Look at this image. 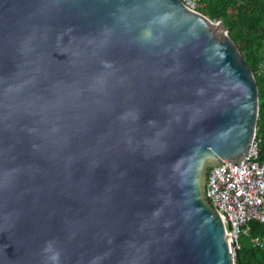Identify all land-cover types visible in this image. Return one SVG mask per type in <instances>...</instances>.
<instances>
[{
  "label": "water",
  "instance_id": "1",
  "mask_svg": "<svg viewBox=\"0 0 264 264\" xmlns=\"http://www.w3.org/2000/svg\"><path fill=\"white\" fill-rule=\"evenodd\" d=\"M256 116L181 0H0V264H231L204 183Z\"/></svg>",
  "mask_w": 264,
  "mask_h": 264
},
{
  "label": "trees",
  "instance_id": "2",
  "mask_svg": "<svg viewBox=\"0 0 264 264\" xmlns=\"http://www.w3.org/2000/svg\"><path fill=\"white\" fill-rule=\"evenodd\" d=\"M195 10L209 18L219 19L241 57L253 73L257 86V116L254 139L257 157H264V71L259 60L264 55V0H200ZM248 232L237 243L233 264H264V245L253 244L250 235H264V221L250 219Z\"/></svg>",
  "mask_w": 264,
  "mask_h": 264
},
{
  "label": "built area",
  "instance_id": "3",
  "mask_svg": "<svg viewBox=\"0 0 264 264\" xmlns=\"http://www.w3.org/2000/svg\"><path fill=\"white\" fill-rule=\"evenodd\" d=\"M185 6L195 9L200 0H181ZM259 69L264 71V55L259 60ZM256 139L243 156L249 158L239 165L222 160L221 166L208 169L204 194L221 218L228 239L230 262L233 264L236 238L248 232L250 219L264 221V157H257ZM256 245H264V235H250Z\"/></svg>",
  "mask_w": 264,
  "mask_h": 264
},
{
  "label": "rangeland",
  "instance_id": "4",
  "mask_svg": "<svg viewBox=\"0 0 264 264\" xmlns=\"http://www.w3.org/2000/svg\"><path fill=\"white\" fill-rule=\"evenodd\" d=\"M243 238H244L243 235H238L237 238H236L237 243H242Z\"/></svg>",
  "mask_w": 264,
  "mask_h": 264
}]
</instances>
